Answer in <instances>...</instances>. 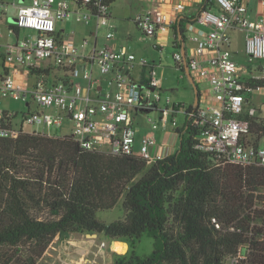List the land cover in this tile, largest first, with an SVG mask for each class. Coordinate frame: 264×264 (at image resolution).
I'll use <instances>...</instances> for the list:
<instances>
[{
    "label": "trees",
    "instance_id": "16d2710c",
    "mask_svg": "<svg viewBox=\"0 0 264 264\" xmlns=\"http://www.w3.org/2000/svg\"><path fill=\"white\" fill-rule=\"evenodd\" d=\"M212 4L181 16L184 39ZM199 98L200 90L196 105H178V148L154 161L89 151L69 134L0 137V264H37L57 235L76 233L153 238L150 254L131 250L114 264H264V166L232 164L205 148L204 128L193 123ZM249 121L250 136H264V123ZM120 199L122 218L96 217Z\"/></svg>",
    "mask_w": 264,
    "mask_h": 264
},
{
    "label": "built area",
    "instance_id": "2783aa9c",
    "mask_svg": "<svg viewBox=\"0 0 264 264\" xmlns=\"http://www.w3.org/2000/svg\"><path fill=\"white\" fill-rule=\"evenodd\" d=\"M212 3L185 27V40L196 24L208 27L207 31L198 30L201 37L190 35L195 43L191 52L176 40L178 50L172 53L174 60L184 65L181 49H185L191 75L195 81L207 83L212 97L205 107H199L193 123L204 128L201 139L205 148L226 162L264 166V136L249 134V118L264 123V103L245 104L247 94L264 89V14L251 20L246 0ZM8 7L9 3L0 1L3 11ZM17 7V22L8 25V34L15 40L2 42L0 36V97L20 101L25 110L0 108V137H17L26 132L24 124L58 128L70 121L69 135L83 149L135 155L148 161L160 159L149 150L156 144L154 131L169 122L175 125V107L183 103L174 102L165 93L156 64L138 59L124 45L97 48L96 30L91 32L94 45L81 52L72 40L73 33L56 29L57 22L73 16L96 26L109 23L108 0H30ZM185 9V0H155L133 21L145 36L155 38L169 32ZM21 30L36 34L20 37ZM229 30L243 33L249 67H241L234 60ZM105 38H114L113 31L109 30ZM87 43V39L82 42L83 46ZM136 62L145 73L139 82L131 79ZM81 64L84 70L80 75ZM78 77L85 85L77 81ZM150 110L158 111L159 119L145 118L151 132L136 148L137 116Z\"/></svg>",
    "mask_w": 264,
    "mask_h": 264
},
{
    "label": "rangeland",
    "instance_id": "374dc122",
    "mask_svg": "<svg viewBox=\"0 0 264 264\" xmlns=\"http://www.w3.org/2000/svg\"><path fill=\"white\" fill-rule=\"evenodd\" d=\"M5 3H9V7L6 11L0 8V36L1 41H14L15 36L8 34V25L13 17H16L18 13V5L27 4L30 0H0ZM58 1V0H56ZM15 2L17 5L13 7L11 3ZM248 7V16L251 20H256L263 14V0H246ZM138 4V6H136ZM139 4H144L141 0H114L111 3V19L107 24H99L96 26L94 22L86 23L85 21H77L75 16L70 20L61 21L56 23V29H64L67 33H73V41L79 47L81 52L86 51L89 47L94 45V37L91 32L96 30V46L100 48L104 45L108 46H120L124 45L129 51H132L136 57L145 58L150 62H153L157 66V73H163L164 77L162 79V85L165 88V93H168L174 102H182L187 105L195 102V91L188 81L184 71L179 70L176 67L175 60L172 56L174 51L178 48L174 46L173 38L170 36L165 45L160 49L156 48L154 37L145 36L140 29H138L133 21L134 16L137 14V9ZM112 30L114 33V38L108 40L105 38L106 33ZM23 34L29 36H35L33 30H21L20 37ZM172 32L170 33V35ZM228 34L231 39L230 50L233 52V58L236 63L241 67H249V62L247 61L245 51H244V36L242 32L229 30ZM84 39L88 40L87 45L83 46L82 41ZM195 43L190 39L189 33L186 34L185 48L190 53ZM256 64V63H255ZM79 74L84 70V65H78ZM242 77H247L245 72H240ZM77 81L81 85H85V81L78 77ZM198 89H207L208 85L204 81H196ZM247 106L254 104L260 106L264 103V89L254 91L251 94L245 96ZM203 106V104H201ZM8 107L12 110H25V107L20 101L13 100L12 98H2L0 97V108ZM203 108V107H201ZM160 113L158 111L150 110L144 113H139L137 116V123L139 125V132L137 133V138H139L145 129H149V123L145 121V118L152 117L154 120H158ZM185 120V114L182 111H177L175 113V121L173 125L169 122V128L177 126L181 127ZM24 131L26 132H44L51 133L55 135L71 134L72 122L64 121L63 124L58 127H45L41 124H24ZM158 133V132H157ZM158 136V135H157ZM161 141L158 140V145ZM176 147H178V139L176 141ZM139 147V142L136 143V148ZM123 216L122 199L109 210H99L96 213V217L100 220L111 222L118 220ZM104 236V235H103ZM105 237V236H104ZM100 237L99 240L104 239ZM131 243V242H130ZM134 245L131 243V250L138 256H146L151 253L153 249V238L148 234H143L140 239L133 240ZM110 247V246H109ZM123 247L122 243H113V248L116 250H121ZM108 249V248H107ZM40 261V260H39ZM38 261V262H39ZM38 264V263H37Z\"/></svg>",
    "mask_w": 264,
    "mask_h": 264
},
{
    "label": "crops",
    "instance_id": "0c3cea01",
    "mask_svg": "<svg viewBox=\"0 0 264 264\" xmlns=\"http://www.w3.org/2000/svg\"><path fill=\"white\" fill-rule=\"evenodd\" d=\"M203 1L204 0H185L186 9L181 14V16L196 15L202 9ZM141 2H143L144 4H141V6L139 4V8L137 9L136 15L146 11L155 4V0H141ZM262 4L264 10V2H262ZM136 6H138V4ZM198 30L207 31L208 27L196 24L194 30L189 33V35L201 37ZM171 32L172 34L170 35ZM170 36L173 38L174 41L175 32L173 31V29H171L169 32L158 34L155 37V42L157 43L155 47L160 49L163 45L167 43L168 38ZM157 66L158 65H156V67ZM144 74L145 73L143 67L140 65L139 62H136L134 64V69L131 72V79L135 82H139L144 77ZM158 76L161 79H163L164 77L162 72L161 74L158 73ZM162 87L165 90L164 86ZM208 91V87L207 89L200 91L202 96H200L199 98V107H205L207 101H211L212 97L211 94H208ZM201 104H203V106H201ZM139 130L137 131V133L139 132ZM150 132V128L145 129L144 133H142L139 138H137L136 133V143L140 142L143 137L149 134ZM154 136L156 138V144L151 145L149 148L150 153L154 155V157L163 158L173 153L178 148L175 146L177 137L173 133V127H171V129L169 128V123L155 130ZM158 140L161 141L160 145H158ZM95 234V236H88L87 233L57 235L53 242L50 244V246L47 248L46 252L42 256L38 264H114L115 260L118 257L130 253L131 243L134 245L133 241L130 243V241L128 240H111L107 237H104L103 234ZM101 236L107 239L108 242L104 239L99 240ZM101 243H104V245H101ZM113 243H122L123 247L121 248V250H116L113 248Z\"/></svg>",
    "mask_w": 264,
    "mask_h": 264
},
{
    "label": "water",
    "instance_id": "95a60500",
    "mask_svg": "<svg viewBox=\"0 0 264 264\" xmlns=\"http://www.w3.org/2000/svg\"><path fill=\"white\" fill-rule=\"evenodd\" d=\"M181 17L178 18V25L176 26V31H177V36H178V39L181 40L182 44L185 43V39L182 37V32L180 30V26H179V21H180ZM11 22H17V19L16 17H13L11 19ZM181 52L183 54V58H184V65H183V71L188 79V81L191 83L194 91H195V102L194 104L196 105L197 104V101H198V87L196 85V81L195 79L193 78V76L191 75L190 71H189V68H188V65L186 64L185 62V57H186V52H185V49L182 48L181 49ZM88 236H95L96 234L95 233H87Z\"/></svg>",
    "mask_w": 264,
    "mask_h": 264
}]
</instances>
